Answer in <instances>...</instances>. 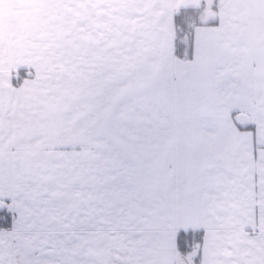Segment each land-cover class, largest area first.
<instances>
[{
    "label": "snow or ice",
    "instance_id": "snow-or-ice-1",
    "mask_svg": "<svg viewBox=\"0 0 264 264\" xmlns=\"http://www.w3.org/2000/svg\"><path fill=\"white\" fill-rule=\"evenodd\" d=\"M0 264H264V0H0Z\"/></svg>",
    "mask_w": 264,
    "mask_h": 264
}]
</instances>
